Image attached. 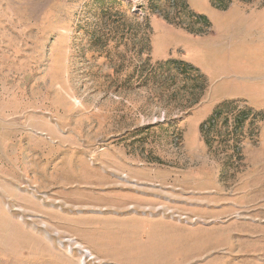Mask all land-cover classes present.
Wrapping results in <instances>:
<instances>
[{
  "label": "rangeland",
  "instance_id": "1",
  "mask_svg": "<svg viewBox=\"0 0 264 264\" xmlns=\"http://www.w3.org/2000/svg\"><path fill=\"white\" fill-rule=\"evenodd\" d=\"M235 3L0 0V264H264V36L204 44Z\"/></svg>",
  "mask_w": 264,
  "mask_h": 264
},
{
  "label": "crops",
  "instance_id": "2",
  "mask_svg": "<svg viewBox=\"0 0 264 264\" xmlns=\"http://www.w3.org/2000/svg\"><path fill=\"white\" fill-rule=\"evenodd\" d=\"M255 10L250 9V8H246L243 7L242 5H240L239 3H235L228 11L226 12H216L214 14V17H216V23L217 25H214V30L217 31V35L216 34H212L211 37L209 39H206L205 43L206 46L208 47V49H213L214 53H223V54H227L228 56V62H229V66L232 64L233 62V55H237L240 51V48H238V44L241 43L242 38L239 36V34L236 31L235 28V22H236V17L240 18V21L243 20L242 22V26L241 28L244 29L245 31H247L249 28V31H251V33H246L247 35V41L252 45V46H258V42L262 41V35L264 36V14L263 15H256L254 13ZM221 16V18H219ZM231 17L230 20H227L226 17ZM261 18V20L263 21L261 23V21L259 20ZM260 22L261 25L260 27H256V23ZM259 29V34L257 33ZM183 34V33H182ZM188 34L185 35V37L192 41V40H200V39H195L193 37L187 36ZM259 37V40L257 39ZM205 40V39H202ZM186 53H193V49L192 51H188L186 50ZM168 57H164L161 58L162 60H165ZM160 59V60H161ZM232 61V62H231ZM227 64V62H226ZM238 63L236 61V67H237ZM226 66V65H225ZM235 67V68H236ZM208 76L210 77V81L212 83V86L214 88V90H216V88L218 86H216V84L218 82H216L215 77L212 76L214 73H217V70L214 67H207L206 70ZM232 75H234V77L237 79L236 82L234 83H230L231 85H227L229 86V94H224L222 97L224 98H239L240 96L244 95V92L247 94L245 88H244V84L241 83L242 80V75H238L237 73H232ZM225 88V87H222ZM219 89V87H218ZM226 89V88H225ZM183 264V262L181 263Z\"/></svg>",
  "mask_w": 264,
  "mask_h": 264
},
{
  "label": "trees",
  "instance_id": "3",
  "mask_svg": "<svg viewBox=\"0 0 264 264\" xmlns=\"http://www.w3.org/2000/svg\"><path fill=\"white\" fill-rule=\"evenodd\" d=\"M212 6L216 9L219 10H227L230 5L232 4V0H210ZM189 22L187 27L189 28L191 33H195V34H201L204 33L208 28H210V21L207 19V17L203 16V15H196L193 13H187ZM166 19L168 18V16L165 17ZM169 21V20H168ZM171 68L175 69L177 72H179L180 74H182L183 76L188 77L189 73H193L194 75H197V77L193 78V86H192V90L193 92H196L199 90L200 95L199 97L201 98L203 96V94L205 93L206 89L208 88V84L206 81L205 76L201 73V71L198 68H195L194 66L184 62V61H179V60H168L162 64L159 65V69L160 72L163 73L164 69L165 70H170ZM163 69V70H162ZM151 75H156V69H152L150 72ZM166 79L171 78V75L165 77ZM197 83V85H196ZM203 84V87H201ZM195 95V94H192ZM197 97V98H199ZM198 103V101H196ZM228 104H222L220 107H218L216 109V111L214 112V116L215 118H219L222 114H223V109L224 107H227ZM213 121V119H212ZM202 132L208 136L210 135V130L209 129H205L204 126L202 127Z\"/></svg>",
  "mask_w": 264,
  "mask_h": 264
},
{
  "label": "bare ground",
  "instance_id": "4",
  "mask_svg": "<svg viewBox=\"0 0 264 264\" xmlns=\"http://www.w3.org/2000/svg\"><path fill=\"white\" fill-rule=\"evenodd\" d=\"M73 243H74V242H73ZM76 247H77V248H81V249L83 248L80 244H79V245H76ZM84 250H85V249H84ZM85 254H87L88 256H92V255H93L90 251H86ZM85 254H84V255H85ZM93 256H94V255H93ZM87 258H88V257H87Z\"/></svg>",
  "mask_w": 264,
  "mask_h": 264
}]
</instances>
